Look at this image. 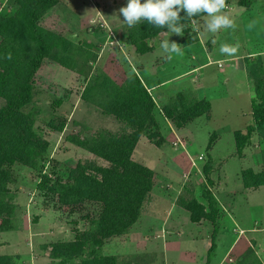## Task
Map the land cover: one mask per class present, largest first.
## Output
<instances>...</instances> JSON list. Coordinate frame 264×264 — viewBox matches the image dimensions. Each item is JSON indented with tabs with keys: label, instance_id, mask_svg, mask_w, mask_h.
<instances>
[{
	"label": "trees",
	"instance_id": "16d2710c",
	"mask_svg": "<svg viewBox=\"0 0 264 264\" xmlns=\"http://www.w3.org/2000/svg\"><path fill=\"white\" fill-rule=\"evenodd\" d=\"M0 11V232L11 231L15 223V198L12 188L23 182L24 173L36 180L37 197L54 210L63 211L67 218L78 216L71 223L84 222L75 229L71 240H59L42 245L47 262L41 264H155L151 253L105 256L103 245L114 237L126 235L140 218L141 209L153 187L152 169L137 163L133 153L144 139L155 146L161 117L172 129L181 131L194 120H209L211 104L206 99L194 100L175 94L157 108L138 76L129 68L125 77L115 80L96 66L87 71L83 58L86 45L75 44L65 35L42 25L44 17L58 0H7ZM228 3V0H227ZM181 17L185 16L182 11ZM203 16L195 19L199 20ZM184 28L180 45L198 41L193 24L182 19ZM167 28H156L147 21L129 28L126 24L121 39L138 55L153 50L155 39ZM93 55V54H92ZM45 62L76 73L84 79L79 103L96 122L79 123L78 132L69 138L70 144L89 153L92 159L78 160L65 167V174L55 172L57 163L51 156L49 133L61 134L67 126L62 114L63 98L51 90L37 87L36 75ZM244 72L251 91L252 124L244 131H234L235 155L240 157L252 135L264 139V66L259 56L244 60ZM108 125L112 129L108 128ZM216 133L210 135L206 152L212 149ZM261 170L244 169L240 181L244 189L264 187V151L259 155ZM97 160H102L101 165ZM52 163L53 169L46 172ZM54 164V165H53ZM214 173L210 157L201 167L199 193L204 204L197 201L190 189L176 200L177 206L188 213L191 223L207 221L213 228L211 246L204 264H209L214 248V235L223 211L212 194ZM17 256H0V264H18ZM234 264H262L251 246L234 257Z\"/></svg>",
	"mask_w": 264,
	"mask_h": 264
},
{
	"label": "rangeland",
	"instance_id": "374dc122",
	"mask_svg": "<svg viewBox=\"0 0 264 264\" xmlns=\"http://www.w3.org/2000/svg\"><path fill=\"white\" fill-rule=\"evenodd\" d=\"M59 1L58 9L56 7V10H59L56 13L58 18L56 31L62 29L63 33L73 41L94 44L98 43L97 41H101L100 34L103 35L102 33H99L98 37L95 36L94 38L92 33L86 32L88 25H90L88 22L89 18L95 16V7L100 5V0ZM228 1L230 3L229 10L225 12L234 19L237 27L234 30L222 29L214 36L211 34L205 35L204 37H207L206 40L212 46L209 50H204L199 43H196L185 48L180 46L183 55L172 54L171 59L167 58L161 48L151 54L136 55L140 60L139 63L134 62L131 58L127 59L130 65L137 70L138 75L143 79L145 78V81L146 79L149 82L171 79L155 92L159 97L162 96V98H159L161 99L160 104L177 93L188 97L190 95L197 97L198 90H200L199 94H203L207 100L211 101L212 109L208 121L203 118L196 119L187 125L185 129L178 132L159 119V136L163 140L162 143L159 146H155L154 141L156 139L152 143L144 139L139 141L133 153V159L137 163L152 169L156 182H163L170 174H172L171 179L173 181L179 182L182 180V173L185 174L186 171H189L187 172V179H183L186 183L192 184L193 188L197 187L198 193L202 183L201 167L205 163V157L202 155L197 160V156L205 154L206 146L212 133L218 135L213 154L215 156L229 157L228 164L218 174V178L225 177L223 188L226 186L239 187V171L253 168V163L249 159L232 157V153L235 150L233 132L243 129L245 123H249L243 115H239L240 109L249 110V100L245 97L243 59L245 60L248 56L251 58L259 56L264 66V0ZM103 2L105 5H111L112 0H103ZM121 2L123 1L116 0V6L107 8L106 12L118 11L122 7ZM90 4L95 6L91 7ZM7 5V0H0V11H3ZM69 31L77 33L74 36L76 39L70 37ZM181 38L182 35L168 32L164 40L169 39L170 42L174 41L180 44ZM109 44H114V40L112 43L109 41ZM222 44L234 46L237 51L233 55L222 54L220 52ZM109 49L114 52L112 48L108 47L107 50ZM129 49L134 56L133 49ZM160 56H164L161 61L157 60ZM101 60L97 64L100 68H102ZM207 61H218L222 67H217L216 64L218 62H213L206 67L184 74L193 66ZM124 62L122 55L114 59L117 69L119 65V69L124 70L127 66ZM102 63L103 65L107 64V69L109 68L105 57ZM89 66H87V71L89 72L96 67ZM235 66H238L236 68L242 67L237 70L234 68ZM180 74L182 75L180 76ZM228 74L236 78L234 84L237 96L234 98L229 97L234 87L223 80V77ZM35 81L37 87L51 90L50 94L52 96L63 98L61 112L67 115V126L61 134L49 133L47 140L52 145L51 156L57 163L54 171L64 176L65 167L74 164L78 160L93 158L89 153L74 147L69 142L70 136L79 131V123L82 121L85 124L96 122L94 115L86 114L84 106L77 101L79 100L78 93H80L78 90H80L84 80H77L76 74L72 71L63 69L52 62H45L38 71ZM1 105H3V101L0 99ZM108 128L112 129L110 125H108ZM176 138L181 139L182 144L177 142L176 146L173 143ZM253 142H258V138L255 137ZM260 149L264 150V147L260 146L255 149V152H260ZM189 157L195 161V166L191 167V170ZM97 162L101 165L105 164L102 160H97ZM52 169L51 163L47 167L46 172H50ZM23 177V182L14 186L12 191L16 195L15 202L17 206L21 205L25 209L26 224L21 222V215L18 214V227L15 230L0 232V256H17L19 257L17 259L18 264H40L45 254V251L41 249L42 245L59 240H70L76 233L73 231L74 228L82 230L87 226L84 222H79L77 225L71 223L72 220H78V216L67 218L65 212L56 211L52 207L47 208L43 201L37 197L34 189L37 181L28 173H24ZM190 178L192 181H190ZM22 194L25 195L26 199L21 196ZM249 195L250 211L240 209L241 213L247 212L248 215L246 216L249 218L245 222L238 224V209L231 214L230 218L235 222V226H232L229 222V226L220 230L224 232V235H219L220 233L217 235L216 233L214 236V248L209 257L210 264H217L223 258L241 227L246 228L252 225L254 221L257 223L256 227L264 225V189L260 193H249ZM167 201L169 202L168 199L163 201L165 209H167ZM162 210H159V212L161 213ZM176 212L182 214L176 224L181 234L166 236L162 241L159 239L158 241L148 242L144 239V233L140 234L138 231L140 235L134 236V239L130 233L139 230L138 221L132 226L127 233L128 235L116 239L109 245L104 244L101 253L103 255L121 256L164 251L167 264H204L211 244L207 233L212 232L213 228L208 225L207 229H204V227L191 223L188 214L182 209L175 208L171 214L172 219ZM36 217H38L37 223H35ZM249 236L255 239V242H251L255 253L261 259H264V230L260 233L252 234V236L249 234ZM165 242H167L166 245ZM248 245L242 238L229 253L231 261H228L227 255L221 264H234V257L244 251Z\"/></svg>",
	"mask_w": 264,
	"mask_h": 264
},
{
	"label": "crops",
	"instance_id": "0c3cea01",
	"mask_svg": "<svg viewBox=\"0 0 264 264\" xmlns=\"http://www.w3.org/2000/svg\"><path fill=\"white\" fill-rule=\"evenodd\" d=\"M122 1H123V2H121L122 7L126 6L127 0H122ZM59 3H60V1L58 0V4L48 12V14L44 17V19L42 21V25L44 27L51 29L53 31H56L55 28H57L58 18H57L56 13H58L59 10H56V7L59 5ZM99 4L100 5H96V7H95V16L89 18L88 22L90 25H88V28L86 29V32L92 33V36L94 38H95V36L98 37L99 33L103 34V35L100 34L101 41H97L98 43L94 44V43H87V42L85 43V42H81V41H73L67 35H65L63 33L62 29H59V31H56V32H59V33L65 35L69 40H71L75 44L86 45L85 51H84L82 56H83V58L90 57V59L86 62L87 66L90 65L89 67L94 68L95 66H97V64H99V62L102 58V60H101L102 66L101 67H102L103 71L105 73H107L109 76H111L112 78H114L115 80L119 81L122 78H124L125 75L123 73L126 70V68H129V70L131 72L135 73L138 76V78L141 80V82L143 83L147 92L152 96L157 108L159 109L164 104H166L174 95L172 97H170L169 99H167L164 103L160 104L161 99H159V98H162V96L159 97L155 92L158 89H160L161 87H163L162 85L164 83L168 82L171 79L169 78V79H163L161 81L155 80V81L149 82L148 79H146V81H145V78L143 79L141 76L138 75L137 70H135L130 65V63L127 61L128 58H131L134 60V62L139 63L140 60H139L138 56H136L138 54L135 53L134 49L131 46L126 45L124 43L123 39H121V33H122L123 27L125 25V23L123 22V17L121 15H119V10L118 11H111V13L106 12L107 8H109L111 6L112 7L116 6V0H112L111 5H105L103 0H100ZM90 6L94 7L95 5L90 4ZM229 6H230V3L228 1L227 7L224 9V11L229 10ZM57 9H58V7H57ZM205 19H206L205 16L201 17L199 20H197V22H198L197 24H195V25L193 24V28H194L195 32L197 33V36H198V41L196 43H199L201 45V48H204V50L205 49L209 50L212 46H211L210 42L208 40H206L207 37H204L205 35L209 34V33H206L204 31V20ZM68 33L71 34L70 35L71 38L76 39V37H74L75 34H77L75 31H69ZM109 33L112 34V36H110ZM167 33H162L155 39L154 44H153V50L148 54H151V53L155 52L158 48H161L160 47L161 42L165 39ZM113 40H114V44H109V41L112 43ZM196 43H193L191 45H194ZM191 45H188V46H181L180 45V46L182 48H185V47H189ZM108 47L112 48L114 52H112L111 49L107 50ZM129 48L133 49V51L135 53L134 56L131 53V50ZM119 55H122V57L125 61L124 64H127V66L125 67L124 70L119 69V65H118V69H117V64H114V59L116 57H118ZM104 57L107 59L108 66H109L108 69H107V64L103 65V63H102ZM163 57L164 56H160L157 60L161 61V58H163ZM213 62H218V61H207V62L201 63L197 66L195 65L191 69H189V71H187L184 74L196 71L197 69L202 68V67H206L210 63H213ZM242 64H243V70H244V59H243ZM221 67H222V65H221ZM236 67H238V66H235L234 68L239 70L242 66L240 68H236ZM181 75L182 74H180V76ZM76 76H77V80H79V79L84 80L83 78H79V76L77 74H76ZM235 79L236 78L231 74L225 75L223 77L224 82L230 83L234 87V89H232V93L229 94L230 98H234L235 96H237V91L235 90V84H234ZM83 82H82V86H81L80 90H78L79 92H81V90H82ZM194 82H196V80H194ZM244 83H245V95H246L245 97L248 98V100H249V110L245 111L244 109L243 110L240 109L239 115H243V117L245 119H247L248 120L247 122H249V123H245L243 129L236 130V131H244L247 126L252 124V118H251V113H250L251 91H250L249 84H248L247 79H246V75H245V82ZM198 92H200V90L197 91V97L192 96V95H190L189 97L193 98L195 101L201 100V99H206L203 94L201 95ZM78 95H80V93H78ZM208 101L211 102L210 100H208ZM211 109H212V106H211ZM225 113H227V111H225ZM210 115H211V112H210ZM158 118L160 120H162L163 122H165L166 124L170 125V123H168L166 120H164L160 114H159ZM206 121H208V120H206ZM170 127H171V125H170ZM255 137H257V136L252 135L249 144L243 149L242 155L240 157L235 155V150L232 153V157L239 158V159H244V158L249 159V161H251V163H253V168H248V169H251L254 172H259L261 170L259 155H260V152L264 151V150L260 149V152H255V149H258L260 146H262V148L264 147V139L257 137L258 142L254 143L253 141H254ZM217 139H218V135H217L216 140ZM180 140L176 138V141H174L173 143L175 145L177 144V142L180 144L182 142V140L181 141ZM216 140L214 141L212 149L210 151H208V153L205 151V154H199L197 156V160L199 158H201L203 155L205 157V162H206L207 161V155H208L210 157V162L212 164V167L214 169L216 168V173H214V177H213L215 184H214V187L212 188V194L215 197V199L217 200V202L219 203V205L223 211V214L221 215V218H220L221 220L218 223V225H219L218 229L219 230L217 231V235H218V233H220L219 235H224V232H222L220 230L226 226H229V222L232 226H235V222L233 220H231L230 216L236 209H238L237 211L239 212L237 214V216L239 218L237 221L238 224L240 222H245L246 219L249 218L248 216H246V215H248V213L247 212L241 213L240 209H242V210L247 209L250 211L249 207H251V206L248 203V201L250 200V198H248V196H250L249 193H260V191H262V189H264V187H260L257 189H244V188H242L241 181H240L239 187L232 188V187L226 186L223 188V183H224L225 177L223 176V177L218 178V174L221 171V169L225 168L226 164H228V162H229L228 158L229 157L215 156L213 154V148L215 146ZM233 144H234V140H233ZM250 148H252V149H250ZM234 149H235V145H234ZM249 155H250V158H249ZM87 159H91V158H87ZM192 161H193V159L189 157L190 170L192 169L191 168V162ZM193 162H195V161H193ZM242 170H244V169H241L238 173L239 179H240V172ZM187 172H189V171H186L185 174H188ZM183 175H184V173H182V180L179 182L173 181L171 179L172 174H170L167 177V179H165L163 182H159V181L156 182L155 179L153 178L152 190L149 193L147 200L143 204V207L141 209L140 218L138 220L139 221V223H138L139 224V230H135V231H132L130 233L132 238L135 239L134 236H138V235L144 233V239L147 240L148 242H151V241H158L159 239L162 241V240H164V238H166V236L181 234V231L178 230V227L176 224L179 222L182 214L179 212H176L174 214L173 219H172V215H171L172 212L175 210V208L182 209L179 206H177V204H176L177 198L179 196L183 195V193H185V189H190L193 192V195L197 199V201L204 204V200L200 196L199 189H198V193H197V187L193 188L192 184H190L189 182L186 183L185 180L183 179ZM190 181H192L191 178H190ZM257 195H260V194H257ZM13 196H14V198H16V195L14 192H13ZM21 196L24 199H26L24 194H22ZM165 199L169 200V202L167 201V203H168L167 209H165L164 208L165 205H163L164 204L163 201ZM261 207H262V205H261ZM159 210H162L161 213L159 212ZM24 212H25V209L23 207H21V205L17 206V204H16V208H15L16 227H15V229L18 227V225H17L18 214L21 215V222L26 224L27 218H26ZM37 222H38V217H36L35 223H37ZM193 224H196L197 226L204 227V229H207L208 225H210V227H212L211 224L207 221H201L199 223H193ZM256 224H257L256 221H254L252 225H250L246 228L241 227L239 229V231H238L237 235L235 236V238L233 239L231 245L226 250L223 258L217 264H221L222 260H224L225 256H227V255H228L227 259H231L229 257L230 251L234 249V247L236 246L238 241H240L242 238L245 240V242H247L249 244L247 246V248L245 247L246 249H248L251 246L253 247L251 242H255V239L253 237H250L249 234H251V236H252V234H257V233H260L264 230V225L256 227ZM131 228H130V230H131ZM75 229L73 231H75ZM153 230H154V232H153ZM138 231L140 232V234L138 233ZM212 234H213V231L210 233H207L209 240H211L210 238H211ZM126 235H128V234H126ZM126 235H123V237ZM121 237L122 236L114 237V238L110 239L109 241H107L105 244L109 245L113 241H115L116 239H119ZM48 243H50V242H48ZM166 243L167 242H165V245H166ZM210 246H211V244H210ZM244 251L240 252V254H242ZM150 253L155 255V258H156L155 264H167L166 263V255H165L164 251H162L160 253H156V252H150ZM126 255H130V254H126ZM126 255H121L119 257H123ZM46 256H47V252H45L44 258H42L43 261H40L41 263L47 262ZM105 256H116V255H105ZM257 256H258V254H257ZM258 258L260 259L261 263L264 264V259H261L259 256H258ZM206 259H207V257H206ZM205 262H206V260H205Z\"/></svg>",
	"mask_w": 264,
	"mask_h": 264
},
{
	"label": "clouds",
	"instance_id": "9594fccd",
	"mask_svg": "<svg viewBox=\"0 0 264 264\" xmlns=\"http://www.w3.org/2000/svg\"><path fill=\"white\" fill-rule=\"evenodd\" d=\"M227 0H127L126 6L119 9L123 22L133 28L143 21H147L156 28H167L171 34L183 35L187 26L182 19L197 24L198 16H205L204 31L211 35L217 34L222 29H235L237 27L233 18L224 9ZM184 17L180 16L181 12ZM162 52L168 59L172 54L183 55L180 44L163 40L160 45ZM237 49L228 44H222V54L233 55Z\"/></svg>",
	"mask_w": 264,
	"mask_h": 264
},
{
	"label": "built area",
	"instance_id": "2783aa9c",
	"mask_svg": "<svg viewBox=\"0 0 264 264\" xmlns=\"http://www.w3.org/2000/svg\"><path fill=\"white\" fill-rule=\"evenodd\" d=\"M111 35H112V34H110V36H111ZM217 66H218V67H221V64L218 62V63H217ZM199 159H200V158H199ZM193 166H195V163L192 161V162H191V167H193ZM187 177H188V174H184V175H183V178H184V179H187ZM228 261H231V259H228Z\"/></svg>",
	"mask_w": 264,
	"mask_h": 264
}]
</instances>
